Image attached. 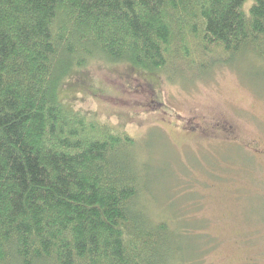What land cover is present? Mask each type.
Returning <instances> with one entry per match:
<instances>
[{
	"label": "trees",
	"instance_id": "trees-1",
	"mask_svg": "<svg viewBox=\"0 0 264 264\" xmlns=\"http://www.w3.org/2000/svg\"><path fill=\"white\" fill-rule=\"evenodd\" d=\"M245 1L0 0V264L194 258L187 229L150 214L136 141L59 92L93 60L150 75L264 60V0Z\"/></svg>",
	"mask_w": 264,
	"mask_h": 264
},
{
	"label": "rangeland",
	"instance_id": "rangeland-1",
	"mask_svg": "<svg viewBox=\"0 0 264 264\" xmlns=\"http://www.w3.org/2000/svg\"><path fill=\"white\" fill-rule=\"evenodd\" d=\"M256 58L151 75L93 60L59 92L67 109L136 141L150 214L187 229L175 241L181 257H194L185 264H264V60Z\"/></svg>",
	"mask_w": 264,
	"mask_h": 264
}]
</instances>
